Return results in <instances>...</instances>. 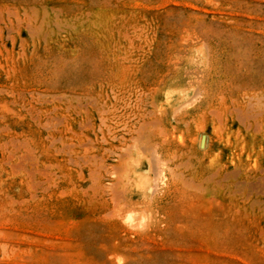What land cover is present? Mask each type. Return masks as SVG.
Here are the masks:
<instances>
[{"label":"rangeland","instance_id":"obj_1","mask_svg":"<svg viewBox=\"0 0 264 264\" xmlns=\"http://www.w3.org/2000/svg\"><path fill=\"white\" fill-rule=\"evenodd\" d=\"M0 264H264V0H0Z\"/></svg>","mask_w":264,"mask_h":264},{"label":"bare ground","instance_id":"obj_2","mask_svg":"<svg viewBox=\"0 0 264 264\" xmlns=\"http://www.w3.org/2000/svg\"><path fill=\"white\" fill-rule=\"evenodd\" d=\"M132 133H133V130L130 129V130H129V134H132ZM157 159L160 160V157L157 156ZM141 166H142V163H139L137 167L139 168V167H141Z\"/></svg>","mask_w":264,"mask_h":264}]
</instances>
